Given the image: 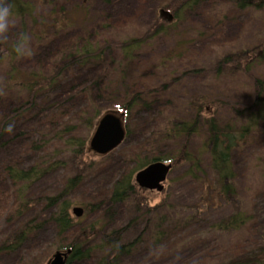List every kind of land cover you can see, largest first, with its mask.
I'll return each mask as SVG.
<instances>
[{
    "label": "trees",
    "instance_id": "1",
    "mask_svg": "<svg viewBox=\"0 0 264 264\" xmlns=\"http://www.w3.org/2000/svg\"><path fill=\"white\" fill-rule=\"evenodd\" d=\"M119 1L12 0L15 26L0 39V255L20 253L28 237L48 227L50 242L16 264L67 249L65 264H127L120 259L138 252L156 264H264V186L245 210L232 162L245 146L264 162V77L253 67L264 61V39L210 72L187 68L199 55L196 41L208 50L223 43L217 35L227 20L263 8L264 0H163L170 22L113 40L124 23L107 7ZM145 2L133 0V12L122 13L136 15ZM216 3L229 5V14L213 15ZM195 14L203 18L197 32L188 28ZM88 18L93 23L83 25ZM174 27L193 39L139 59ZM21 33L32 54L16 58L11 44ZM172 64L181 71L171 72ZM237 72L250 80L246 91L216 84ZM109 112L121 116L124 136L98 155L88 141ZM154 161L171 164L166 182L186 179L197 201L183 207L171 192L140 188L134 174ZM180 166L184 171L170 179ZM74 205L83 209L80 217ZM223 205L231 210L219 216ZM209 210L215 215L207 222ZM245 230L244 239L225 242Z\"/></svg>",
    "mask_w": 264,
    "mask_h": 264
},
{
    "label": "rangeland",
    "instance_id": "2",
    "mask_svg": "<svg viewBox=\"0 0 264 264\" xmlns=\"http://www.w3.org/2000/svg\"><path fill=\"white\" fill-rule=\"evenodd\" d=\"M163 0H146L143 5L142 10L139 8L138 14L134 15V13L123 14V11L129 10L132 11L133 0H120L118 3L110 7H107L108 10L112 11L113 14H117L116 21L117 23H124L123 26L119 27L114 33L115 39L120 40L129 36H141L144 31L151 26L156 20H162L159 17V10L162 9L161 2ZM218 3V2H217ZM215 4L212 8V14L214 15H223L225 13L229 14L230 8L229 5H224L223 3ZM135 4V3H134ZM126 8V9H125ZM165 9V8H163ZM166 10V9H165ZM231 13V12H230ZM127 15L129 19L126 22H121L124 17ZM122 16V17H121ZM191 20H194L195 23L188 25V28L193 29L197 32L200 28V23H202L203 18L199 14L190 15ZM88 20H90L88 18ZM93 19L89 22L83 23V25L92 24ZM224 30H219L218 32H222L219 35V38L225 40L223 43L218 41L220 44L213 43V46L210 50L207 49L205 43L201 40L200 42H195L196 46L192 51L196 53L199 52V55H195L193 58L195 59V63H190L187 68L190 70H202L209 71L213 65L227 56L228 54L235 51L245 50L248 46L255 44L258 40L264 39V7L261 9H253L249 8L244 11L242 14L237 15V17H233V19H228L226 24L224 25ZM220 29V27L218 28ZM190 30L179 29L177 27L172 28L171 31H167V35L165 39L151 43L150 47H144L140 50L139 59H145L149 56V50H152L153 54L161 55L164 54L169 48H177L181 47L177 42H181L184 40L193 39L189 32ZM194 35L196 36V34ZM188 41V42H189ZM177 51V50H176ZM209 53V54H208ZM204 55V56H203ZM256 66L254 72L264 77V61L259 63ZM185 67V66H183ZM182 67H177L172 64V67L169 70L175 74L181 71ZM211 71V70H210ZM209 71V72H210ZM253 74V72H252ZM215 80V78H213ZM220 81L216 82L220 84V88L230 93L233 90L238 91H246L247 88L250 87V80L247 76H244L242 73L237 72L234 74H226L223 75ZM243 97V95H242ZM244 98V97H243ZM178 107H174L173 110H178ZM172 110V111H173ZM140 116H144L145 112L139 113ZM264 133V130H263ZM264 135V134H263ZM261 138L264 139L261 135ZM256 146L257 143H253ZM264 147V144L262 145ZM261 155L255 151L251 146H245L244 151L242 152H234L232 155V162L234 167L235 174V186L239 196V202L243 204L245 210L248 211L250 206V200L253 193L260 188L261 185L264 186V162L259 160ZM184 167L180 166V168L171 175L169 178L177 177V175L181 174L184 171ZM155 194H159L161 192L150 191ZM162 192L167 193L171 192L174 195L175 203L179 206H189V204H193L194 201H197L198 194L192 189V184L185 180H174L171 183L167 181L164 184V190ZM79 206V205H74ZM231 208L227 205H223L219 207L217 210V214L219 216L226 215ZM215 213L212 210H209L206 214V221L210 222L213 219ZM264 226V217L260 221ZM53 231L48 227L40 228L34 235L28 237L22 245V251L20 253L15 254H2L0 255V264H16L17 261L22 257L23 254L26 255L25 251L30 252L32 250L42 249L43 246L47 245L52 239ZM247 235V231L230 233L225 237V242H234L236 240L244 239ZM131 236V233L127 234V238ZM51 256L37 254V264H45L46 261ZM121 261L126 262L127 264H137L139 262L145 264H156L155 259L148 256L146 253L138 252L132 256H125L120 259ZM30 264V260L28 261ZM141 263V264H142ZM34 264V262H33Z\"/></svg>",
    "mask_w": 264,
    "mask_h": 264
},
{
    "label": "water",
    "instance_id": "3",
    "mask_svg": "<svg viewBox=\"0 0 264 264\" xmlns=\"http://www.w3.org/2000/svg\"><path fill=\"white\" fill-rule=\"evenodd\" d=\"M159 17L170 22L172 14L165 9L159 10ZM124 136L121 116L115 113H105L98 121L89 141L88 149L98 155H104L115 148ZM171 168V164L162 161H154L141 168L134 174L136 184L145 190L161 192L164 182ZM83 209L79 206L72 208V214L80 217ZM70 250L56 251L47 260L46 264H65Z\"/></svg>",
    "mask_w": 264,
    "mask_h": 264
},
{
    "label": "clouds",
    "instance_id": "4",
    "mask_svg": "<svg viewBox=\"0 0 264 264\" xmlns=\"http://www.w3.org/2000/svg\"><path fill=\"white\" fill-rule=\"evenodd\" d=\"M13 15L12 0H0V39H6L15 26ZM10 54L16 58H24L32 54L30 39L26 34L17 35L11 44Z\"/></svg>",
    "mask_w": 264,
    "mask_h": 264
}]
</instances>
